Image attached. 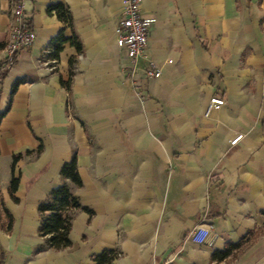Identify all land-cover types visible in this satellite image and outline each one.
<instances>
[{
	"label": "crops",
	"instance_id": "1",
	"mask_svg": "<svg viewBox=\"0 0 264 264\" xmlns=\"http://www.w3.org/2000/svg\"><path fill=\"white\" fill-rule=\"evenodd\" d=\"M19 1L35 37L6 65L13 19L0 0V113L21 80L0 120L1 264H94L102 251L116 254L108 264H264V0H142L156 79L127 77L120 0ZM55 3L71 29L45 13ZM58 31L80 51L64 44L48 71L42 50ZM212 96L223 105L204 116ZM72 154L81 184L65 182L91 214L74 212L69 247L34 252L37 205ZM199 225L209 231L194 244Z\"/></svg>",
	"mask_w": 264,
	"mask_h": 264
},
{
	"label": "trees",
	"instance_id": "2",
	"mask_svg": "<svg viewBox=\"0 0 264 264\" xmlns=\"http://www.w3.org/2000/svg\"><path fill=\"white\" fill-rule=\"evenodd\" d=\"M45 13L47 15H54V17L66 24L71 29V17L70 13L66 6L61 3L50 4L46 7ZM29 26V23L27 22ZM30 27V26H29ZM68 44L73 46L74 49L79 52L80 44L77 41L76 36L73 31L68 38H64L62 31H58L54 37H52L47 45L46 49H50L52 52L47 55L48 58L54 60L57 59L58 53L61 51L62 46ZM2 47V44H0ZM69 67L71 69L72 60L70 59ZM5 66L0 65V78L3 76V70ZM71 75V70H69ZM21 83V80H16L12 83L9 91L8 103L3 112L0 113V120L3 117L4 113L7 111L12 95L14 94L17 86ZM66 83L64 86L67 87ZM27 153V152H26ZM21 157L20 154L12 157V167L15 161ZM59 176L61 182L55 188L51 189L43 201L39 202L37 205V213L39 215V224L36 230V234L39 238L43 240V245L37 246L34 249V252L43 251L45 248L51 249L54 251L62 250L70 246V241L68 238V233L70 229V221L72 215L76 211H82L88 215L91 214V211L80 205L77 198L73 196L68 185L65 181H69L75 187L80 186V179L76 172V160L75 155L72 154L70 159L63 163L59 169ZM16 180L11 179L8 186V192L12 193L16 188ZM11 221L8 220V228L10 227ZM240 242L231 244L228 243L220 251H212L210 254V261L219 262L226 259L232 251H235L239 248ZM115 253L110 251H102L99 254L95 255L92 260L94 264H108L114 257ZM3 261V254L0 252V264Z\"/></svg>",
	"mask_w": 264,
	"mask_h": 264
},
{
	"label": "built area",
	"instance_id": "3",
	"mask_svg": "<svg viewBox=\"0 0 264 264\" xmlns=\"http://www.w3.org/2000/svg\"><path fill=\"white\" fill-rule=\"evenodd\" d=\"M141 2L142 0H120V16L114 28L115 45L124 51L128 59L129 65L126 68L128 78L134 79L136 74L140 73L145 79H156L160 76L161 69L144 54L147 33L155 23V18L140 16ZM10 4L13 21L10 27V39L5 46L4 62L6 65L12 62L18 50L29 48L35 37L33 30L27 25L22 3L19 0H11ZM51 52L46 48L42 50L40 62L48 71H53L56 65V60L47 57ZM140 60L142 61L141 66L138 65ZM165 63L170 64L171 60H165ZM222 105L221 97H210L204 116H207L211 110L219 109ZM241 137V134L236 135L229 140L228 144L234 146ZM208 231L209 227L199 225L188 233V240L194 244H202Z\"/></svg>",
	"mask_w": 264,
	"mask_h": 264
}]
</instances>
